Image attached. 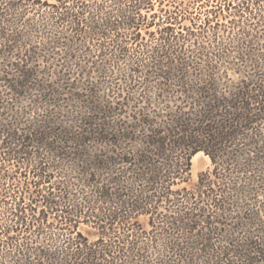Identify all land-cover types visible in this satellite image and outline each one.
<instances>
[{"label":"trees","instance_id":"obj_1","mask_svg":"<svg viewBox=\"0 0 264 264\" xmlns=\"http://www.w3.org/2000/svg\"><path fill=\"white\" fill-rule=\"evenodd\" d=\"M195 1L0 0V264H264V0Z\"/></svg>","mask_w":264,"mask_h":264},{"label":"rangeland","instance_id":"obj_2","mask_svg":"<svg viewBox=\"0 0 264 264\" xmlns=\"http://www.w3.org/2000/svg\"><path fill=\"white\" fill-rule=\"evenodd\" d=\"M207 0H197L195 1V6L196 7H201V10L203 9H209L210 6V2H208V4H206ZM148 38V36H147ZM210 167V160L209 158L204 155L202 152H198L196 153L192 158H191V176H192V180H195L197 177V174L201 171L206 170L207 168ZM83 229H85V231H90L92 228H90L89 226L86 225H82Z\"/></svg>","mask_w":264,"mask_h":264}]
</instances>
